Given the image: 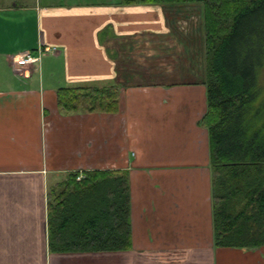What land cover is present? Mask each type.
Listing matches in <instances>:
<instances>
[{
  "label": "crops",
  "instance_id": "0c3cea01",
  "mask_svg": "<svg viewBox=\"0 0 264 264\" xmlns=\"http://www.w3.org/2000/svg\"><path fill=\"white\" fill-rule=\"evenodd\" d=\"M161 6L0 0V264H264V246L213 243L205 88L165 82L176 73H148L140 83L117 72L119 59H145L130 48L168 31ZM38 47L55 51L13 64ZM114 80L123 85L116 112L57 105L59 87ZM91 169L128 171L132 246L50 252L47 189Z\"/></svg>",
  "mask_w": 264,
  "mask_h": 264
},
{
  "label": "trees",
  "instance_id": "16d2710c",
  "mask_svg": "<svg viewBox=\"0 0 264 264\" xmlns=\"http://www.w3.org/2000/svg\"><path fill=\"white\" fill-rule=\"evenodd\" d=\"M120 2L200 6L203 59H185V71H174L198 75L201 80L193 83L206 86L200 124L209 137L213 243L264 246V0ZM158 69L152 62L146 69L139 65L137 71L117 72L136 73L135 81L145 83V75ZM122 86L114 80L59 87L57 105L72 112H116ZM46 212L50 252H112L132 246L126 170L68 172L48 187Z\"/></svg>",
  "mask_w": 264,
  "mask_h": 264
},
{
  "label": "rangeland",
  "instance_id": "374dc122",
  "mask_svg": "<svg viewBox=\"0 0 264 264\" xmlns=\"http://www.w3.org/2000/svg\"><path fill=\"white\" fill-rule=\"evenodd\" d=\"M119 1L121 0H109V2ZM161 7L163 9L168 31L162 33L159 38L155 37L149 39L150 41H140V43L147 42V44L144 46L139 45L141 47H138V45H136V47L130 48L132 53L139 54L140 57L144 56L145 59H119V71H137L139 65H143V67L146 69L153 62L155 66L158 63V67H160V69L154 70V72L164 71L166 75L173 76V74L176 73L174 68L180 69L178 67H184L183 71H185V59H195V61H202L203 54L201 47L203 28L200 6L176 4L174 6L162 5ZM179 39L182 42L179 41ZM154 55H160L162 59H157L159 56L155 58ZM128 56L131 55L129 54ZM196 65L198 64L196 63ZM5 71H7L5 66L0 64V73H5ZM173 78H170L171 80H165V82L177 81L193 83L195 81L201 80L198 75L196 76L189 72H185L183 75L178 76L175 79ZM161 81L164 80L161 79ZM2 85L3 82H0V86ZM200 85L206 90V86L204 84L200 83Z\"/></svg>",
  "mask_w": 264,
  "mask_h": 264
},
{
  "label": "built area",
  "instance_id": "2783aa9c",
  "mask_svg": "<svg viewBox=\"0 0 264 264\" xmlns=\"http://www.w3.org/2000/svg\"><path fill=\"white\" fill-rule=\"evenodd\" d=\"M53 51H55V48L53 47H38L34 51H24L13 56L12 62L14 65L18 67H23L33 63H37L45 53L53 52ZM79 178L80 175L77 176V179Z\"/></svg>",
  "mask_w": 264,
  "mask_h": 264
}]
</instances>
